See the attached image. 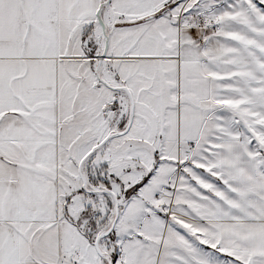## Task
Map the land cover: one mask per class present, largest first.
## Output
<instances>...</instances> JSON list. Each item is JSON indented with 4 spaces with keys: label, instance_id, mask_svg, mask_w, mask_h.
Returning <instances> with one entry per match:
<instances>
[{
    "label": "snow or ice",
    "instance_id": "1",
    "mask_svg": "<svg viewBox=\"0 0 264 264\" xmlns=\"http://www.w3.org/2000/svg\"><path fill=\"white\" fill-rule=\"evenodd\" d=\"M0 264H264V0H0Z\"/></svg>",
    "mask_w": 264,
    "mask_h": 264
}]
</instances>
